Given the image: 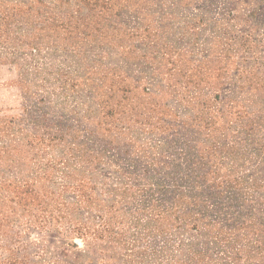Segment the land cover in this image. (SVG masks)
I'll list each match as a JSON object with an SVG mask.
<instances>
[{"label": "rangeland", "instance_id": "rangeland-1", "mask_svg": "<svg viewBox=\"0 0 264 264\" xmlns=\"http://www.w3.org/2000/svg\"><path fill=\"white\" fill-rule=\"evenodd\" d=\"M0 264H264V0H0Z\"/></svg>", "mask_w": 264, "mask_h": 264}]
</instances>
